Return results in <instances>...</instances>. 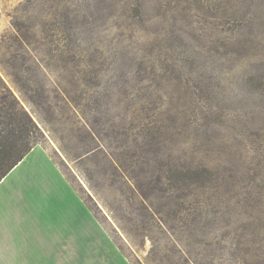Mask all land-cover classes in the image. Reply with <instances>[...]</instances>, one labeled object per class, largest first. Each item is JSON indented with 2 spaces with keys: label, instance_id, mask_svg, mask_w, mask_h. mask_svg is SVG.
I'll return each mask as SVG.
<instances>
[{
  "label": "rangeland",
  "instance_id": "374dc122",
  "mask_svg": "<svg viewBox=\"0 0 264 264\" xmlns=\"http://www.w3.org/2000/svg\"><path fill=\"white\" fill-rule=\"evenodd\" d=\"M24 112L130 264H264V0H0Z\"/></svg>",
  "mask_w": 264,
  "mask_h": 264
},
{
  "label": "crops",
  "instance_id": "0c3cea01",
  "mask_svg": "<svg viewBox=\"0 0 264 264\" xmlns=\"http://www.w3.org/2000/svg\"><path fill=\"white\" fill-rule=\"evenodd\" d=\"M42 147L0 182V264H130Z\"/></svg>",
  "mask_w": 264,
  "mask_h": 264
},
{
  "label": "trees",
  "instance_id": "16d2710c",
  "mask_svg": "<svg viewBox=\"0 0 264 264\" xmlns=\"http://www.w3.org/2000/svg\"><path fill=\"white\" fill-rule=\"evenodd\" d=\"M24 119L13 118L0 133V182L21 163L43 138L41 128L26 112ZM32 134V136H30Z\"/></svg>",
  "mask_w": 264,
  "mask_h": 264
}]
</instances>
